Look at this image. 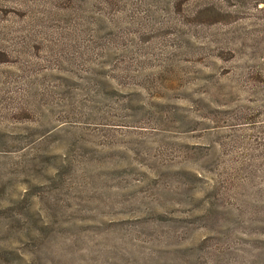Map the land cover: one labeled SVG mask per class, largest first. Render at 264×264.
Wrapping results in <instances>:
<instances>
[{
  "label": "rangeland",
  "instance_id": "rangeland-1",
  "mask_svg": "<svg viewBox=\"0 0 264 264\" xmlns=\"http://www.w3.org/2000/svg\"><path fill=\"white\" fill-rule=\"evenodd\" d=\"M0 264H264V0H0Z\"/></svg>",
  "mask_w": 264,
  "mask_h": 264
}]
</instances>
